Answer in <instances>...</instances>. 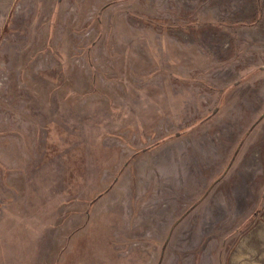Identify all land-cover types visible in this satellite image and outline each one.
Segmentation results:
<instances>
[{
  "label": "rangeland",
  "instance_id": "1",
  "mask_svg": "<svg viewBox=\"0 0 264 264\" xmlns=\"http://www.w3.org/2000/svg\"><path fill=\"white\" fill-rule=\"evenodd\" d=\"M0 264H264V0H0Z\"/></svg>",
  "mask_w": 264,
  "mask_h": 264
},
{
  "label": "crops",
  "instance_id": "2",
  "mask_svg": "<svg viewBox=\"0 0 264 264\" xmlns=\"http://www.w3.org/2000/svg\"><path fill=\"white\" fill-rule=\"evenodd\" d=\"M7 210V209H6ZM9 210V209H8Z\"/></svg>",
  "mask_w": 264,
  "mask_h": 264
}]
</instances>
